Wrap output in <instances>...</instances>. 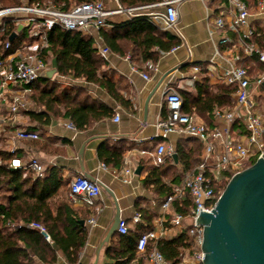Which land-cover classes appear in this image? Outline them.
<instances>
[{"label":"crops","instance_id":"0c3cea01","mask_svg":"<svg viewBox=\"0 0 264 264\" xmlns=\"http://www.w3.org/2000/svg\"><path fill=\"white\" fill-rule=\"evenodd\" d=\"M100 1L109 11L120 9L123 11L110 16L106 21V27L100 30L91 29L85 35L92 37L94 47L96 43H101L111 48L112 54L109 56V60H105V62L114 74L121 95L125 100L131 101L133 108L122 105L106 89L97 84L73 77H63L57 73L51 81L63 84L67 88L81 89L83 91L81 96L86 94L97 104L108 107L112 112L111 115L92 123L85 130L74 132L67 127V124L72 123L68 118L57 117L52 112L35 105L31 98L32 93L29 96L30 110H22L14 120H3L2 114L6 111L7 105L0 112V150L10 153V150L15 148V153H10L15 157L6 161V164H9L13 159H19L22 163H26L33 157L38 158L41 154L44 157L41 160L46 170L56 167L60 171L65 186L53 199L56 202L60 198L61 203H67L76 210L75 212L82 219L81 223L86 226L88 231V239L80 253L78 264L94 263L96 251L113 224L116 215L115 200L119 204L121 218L128 221L130 232H139V224L145 223L144 218L138 224L133 222L134 215L140 213L139 208L154 210L150 211L155 214L150 230L156 228V220L163 214L161 209L162 200L156 201L154 194L144 185V179L150 170V166L148 164L144 165L140 175H136L135 171L137 167L141 166V161L152 157L153 162L152 154L159 142V139L155 138L158 134L156 125L167 116L164 104L165 90L168 87L174 88V85H176L175 89H178L181 93L197 95L196 86L203 76L201 70L196 73L193 68L200 64H206L214 57L217 38L210 35V29L214 18L227 14L230 9L228 0H210L206 3L201 0L178 1L176 3L178 12L177 27L176 30H169L165 27L161 18L165 8L159 4L171 0H161L157 4L144 6L137 12L138 14L134 13L132 15L127 12V9L123 8L119 0ZM250 12L252 15L249 19L250 24L255 28H264V18L261 16L254 17L256 8L250 10ZM139 15L147 17L149 23L157 27L159 31L177 38L179 44L170 51H162L155 47L152 51L157 53L156 60L144 59V48L135 43L137 40V24L139 23L131 22ZM220 35L228 37L233 44L237 42L236 34L230 29L222 32V34L220 33ZM234 56L233 52L223 51V58L216 59V61L222 67H226L229 61L244 66L248 63L245 62L247 61L245 57L242 56L241 59L237 60ZM49 65L56 68L54 58ZM133 68L138 73L133 72ZM254 69V72H252L254 77L264 72V68L263 70L262 68ZM139 73L149 75L151 81H145ZM164 77L165 79L160 87L151 96L146 109L147 99L157 83ZM208 77L210 85L220 84L215 77L209 74ZM192 81L193 83H191ZM258 95H264V85L259 89ZM30 112L35 113L37 116L31 117ZM45 112L48 122L44 124L46 116L42 121L38 117ZM117 114L120 115L119 122L114 121ZM191 115L209 126L212 124L210 127L224 125L223 121L218 119L215 114L214 123H209L207 119L196 115L194 108ZM20 130L37 132L40 139L36 141L18 140L15 138V134ZM185 140L188 141L185 146L186 150L190 151L193 148L191 144L196 139L172 134L166 140V144L176 150L178 143ZM104 145L123 150V161L119 166L115 167L110 164L106 165L108 170L100 168L101 163L104 162L99 159L98 153ZM140 151H146L147 154L142 155ZM0 163H2L1 158ZM127 167L134 169V174L129 177V183H124L113 172L116 171L121 176ZM177 168H180V166L178 165ZM79 173L89 175L93 178L92 180L101 185L102 193L97 199L94 209H89L81 202L72 204L66 198V195L60 194L66 186L69 187L71 180ZM179 181L173 182L169 179L167 183L172 186ZM106 189H109L113 196ZM3 192L7 195L5 202L1 204L7 206L5 204L8 203L11 192L7 189L0 191V193ZM62 209L61 204L55 214L57 216L62 214L64 212ZM172 212L167 215L169 219ZM91 219H94V224H90ZM184 222L188 224V220ZM179 233L182 232L177 229H169L167 236L164 238H173ZM113 238L114 236L101 249L99 264L116 263V259L107 254ZM54 248L57 250L55 246ZM36 264L43 263L37 260ZM55 264L70 263L64 255L59 253ZM129 264H148V261L145 254L137 252L135 258Z\"/></svg>","mask_w":264,"mask_h":264},{"label":"built area","instance_id":"2783aa9c","mask_svg":"<svg viewBox=\"0 0 264 264\" xmlns=\"http://www.w3.org/2000/svg\"><path fill=\"white\" fill-rule=\"evenodd\" d=\"M178 1L181 0L159 4L165 8L161 18L169 30H176L177 27ZM201 1L206 3L210 0ZM228 1L230 9L227 14L215 17L210 29V35L217 38V44L214 57L206 63V71L219 83L235 89L231 96L234 107L230 110L217 109L214 114L224 125L210 127L183 111L182 97L175 88L168 87L165 90L164 104L167 116L156 125L158 134L155 138L159 139V142L152 154L154 164L163 165L173 158L175 150L166 144L172 134L196 139L202 144L203 152L201 163L194 170L184 173L180 181L171 186V194L162 200L163 214L157 218L156 228L145 232L137 240L136 251L146 255L148 264H168L164 255L157 249V241L166 237L169 229L186 233L189 248L183 249L179 264H204V226L197 225L200 212L212 213L223 192L222 185L250 167L253 159L257 161L264 154V112L256 99L259 89L264 85V72L254 77L244 65L229 61L226 67H222L216 61L223 58L225 51L233 52L237 60L243 56L264 65V46L256 42V38L260 37L258 30L264 28H255L250 24L252 15L244 0ZM142 8H130L127 12L130 15L136 14ZM122 11H109L101 1L77 5L68 11H61L53 5L25 3L6 8L0 5V37L11 25L16 27L10 34V37L15 34L14 39L10 41L9 37L4 45L5 50L12 49L13 52L0 57V112L7 105L2 114L3 120L12 121L22 110H30L31 86L44 71L52 69L43 58V52L49 46V31L59 27L66 31H81L87 34L91 29L100 30L106 27L107 19ZM255 16L264 18V0L257 1ZM227 29L236 34V44L231 43L228 37L220 35ZM95 48L101 58L109 60L112 51L108 46L96 43ZM193 69L196 73L200 71L199 66ZM132 70L138 73L136 69ZM139 74L145 81H151L149 75ZM114 121H120L119 114L115 116ZM67 127L74 132L78 131L72 123L67 124ZM15 138L36 141L40 139V135L37 132L20 130L16 132ZM10 153L14 154L15 148H12ZM140 153L147 154L146 151ZM43 158L40 154L38 158L33 157L26 163L13 159L8 166L14 170L32 171L36 176L42 177L46 171L41 160ZM100 168L108 170L104 163H101ZM113 173L124 183H129L134 169L125 168L121 176L116 171ZM69 190V197L74 203L81 202L89 209L95 208L102 193L101 185L83 173L71 180ZM187 201H190L189 213L184 215L180 210L186 208ZM171 211L173 212L169 219L167 215ZM185 220H188V224H185ZM141 221V213H136L133 222L138 224ZM89 222L95 223L94 219ZM29 227L40 229L46 239L50 240L40 225L31 224ZM128 229V221L121 218L117 233L125 235Z\"/></svg>","mask_w":264,"mask_h":264},{"label":"trees","instance_id":"16d2710c","mask_svg":"<svg viewBox=\"0 0 264 264\" xmlns=\"http://www.w3.org/2000/svg\"><path fill=\"white\" fill-rule=\"evenodd\" d=\"M100 0H0L2 7H14L27 4H39L42 6L53 5L61 11H68L72 7L84 3ZM123 8L130 9L144 7L161 2V0H119ZM249 10L255 9L258 0H244ZM131 22H138L137 40L135 43L144 48L143 57L146 60H156L157 53L153 48L162 51H170L179 44V40L172 35L159 31L157 27L149 23L147 17L139 15ZM16 29L11 25L9 30L0 37V57L13 52L5 50V42ZM260 37L256 42L264 46V30L259 29ZM139 39V40H138ZM167 40V41H166ZM49 46L43 52V58H54L56 68L60 76L81 79L88 83L97 84L122 105L133 108L131 101L125 100L117 87L113 72L107 63L98 54L93 45V39L81 31H66L55 27L48 32ZM111 49V48H110ZM247 67L251 74L254 68H264V65L255 60L247 59ZM202 74L201 81L197 84V95L181 93L176 89L183 100V111L195 114L214 123V113L217 109L230 110L234 107L232 94L235 89L224 84H209L206 71L207 64H200ZM256 66V67H254ZM58 82L39 78L31 86V98L35 105L52 112L57 117L68 118L78 130H85L92 123L98 122L111 115V110L92 101L88 95L81 96L83 91L76 88H64L59 90ZM260 95H258L259 97ZM260 97L264 98V95ZM262 98V100H263ZM259 102L261 111L264 112V103ZM166 110V108H165ZM31 117L37 116L29 113ZM38 118L46 120L45 113ZM212 126V124H210ZM214 126V125H213ZM1 142V138H0ZM188 141L178 143L175 150L176 160L168 159L163 165H155L152 157L141 161L143 168L148 164L150 170L144 179V185L156 197V201L163 200L171 194L172 188L167 183L179 181L183 174L194 170L202 161L203 146L194 140L193 148L186 150ZM99 159L105 165L119 166L123 161V150H117L106 145L102 146L98 153ZM15 155L0 150V191L7 189L11 192L7 206L0 203V264H55L58 254L64 255L70 264H78L79 256L86 245L88 231L81 222V218L69 204L54 203V197L65 186L60 171L56 168L47 169L42 177L36 176L32 171L14 170L5 162ZM254 164V162L252 163ZM251 164V165H252ZM180 168H177V166ZM227 183L221 187L223 191ZM69 190V187H68ZM70 191V190H69ZM68 191V192H69ZM62 204L64 211L56 215L58 207ZM190 201L186 202V208L180 210L184 215L189 213ZM139 212L145 223H141L139 232H130L125 235L116 233L111 241L107 254L116 259L115 264H129L136 256V243L138 238L151 229V222L155 214L145 208H139ZM31 224L44 228L50 242L45 235ZM186 233H179L173 238H164L157 242V249L164 255L169 264H179L183 249L189 248L186 243ZM115 245V246H114ZM57 248V250L54 248Z\"/></svg>","mask_w":264,"mask_h":264},{"label":"water","instance_id":"95a60500","mask_svg":"<svg viewBox=\"0 0 264 264\" xmlns=\"http://www.w3.org/2000/svg\"><path fill=\"white\" fill-rule=\"evenodd\" d=\"M14 37L12 34L10 41ZM57 73V68H52L44 71L40 78L51 80ZM164 79L153 89L146 109ZM173 158L176 160V155ZM141 171L139 166L135 174L140 175ZM106 190L113 196L109 189ZM115 205L113 224L101 241L93 264H99L101 249L117 233L121 212L116 200ZM211 212H200L197 219V225L204 226V264H264V154L230 179Z\"/></svg>","mask_w":264,"mask_h":264},{"label":"rangeland","instance_id":"374dc122","mask_svg":"<svg viewBox=\"0 0 264 264\" xmlns=\"http://www.w3.org/2000/svg\"><path fill=\"white\" fill-rule=\"evenodd\" d=\"M52 57H48L47 59H46V61H47V63H49V64H51L52 63ZM58 86H59V90L60 89H64V88H67L66 86H63V84H58ZM174 88H176V85H174ZM261 96V95H260ZM256 97V99L257 100H259V102L261 103V100H262V98L263 97ZM262 102L264 103V98H263V100H262ZM0 145H1V143H0ZM191 145H194V144H191ZM1 147V146H0ZM256 160H252V163L253 162H255ZM69 190H68V186H66L65 188H64V190H62V192L60 193L61 195H66V198H68V200L73 204L74 202L70 199V197H69V192H68ZM6 193L5 192H3V193H0V203H2V202H5V197H6ZM57 199V198H56ZM58 201H56V202H54V203H60V201H61V199L59 198V199H57ZM5 205H7V204H5Z\"/></svg>","mask_w":264,"mask_h":264}]
</instances>
